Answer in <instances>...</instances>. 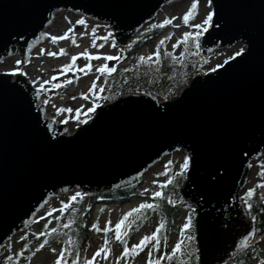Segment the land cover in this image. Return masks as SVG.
Masks as SVG:
<instances>
[{"label":"water","instance_id":"95a60500","mask_svg":"<svg viewBox=\"0 0 264 264\" xmlns=\"http://www.w3.org/2000/svg\"><path fill=\"white\" fill-rule=\"evenodd\" d=\"M174 1L0 0V62L19 54L29 63L59 10L110 23L126 46ZM211 5L203 54L237 43L247 45L245 54L196 75L172 100L148 92L100 105L72 135L46 118L42 92L25 75L0 73V251L56 195L133 184L183 149L190 164L181 194L195 205L200 264H223L244 247L255 222L241 191L264 152V0ZM111 234L105 231L107 242Z\"/></svg>","mask_w":264,"mask_h":264},{"label":"trees","instance_id":"16d2710c","mask_svg":"<svg viewBox=\"0 0 264 264\" xmlns=\"http://www.w3.org/2000/svg\"><path fill=\"white\" fill-rule=\"evenodd\" d=\"M196 13L197 10L195 15ZM195 15L185 26H189L193 22ZM162 23L159 18H156L147 24L127 47L121 49L124 63L113 67L111 72L102 73V99L104 102L121 96L145 92H152L165 101L172 100L180 95L183 88L197 74L205 73L209 56L204 55L202 49L196 47L195 41L189 39L186 43H180L173 50L167 49L168 40H165L163 44L159 43L161 40L155 43L157 38L162 37L171 25L164 23L161 27ZM150 44H155V51L159 50L161 54L152 56L151 59L141 60L138 55L139 50L144 45ZM178 51L179 53H177ZM165 96L168 99H165ZM169 161L165 163L160 174L163 180L157 182L153 189V192L161 191L163 193L161 197H155L152 193L148 196L143 189L141 180L115 190L94 193L76 192L67 201L62 202L60 207H51L46 212V216L37 221L35 227L17 234L12 242L10 241L0 252V264H32L40 251L52 246L57 248L58 254L64 251L63 259L66 264H71V261L74 260L77 264H85L81 255L91 247L94 234L101 231L99 225L93 222V202H102L100 211L103 212L109 204L125 205L131 202L133 197L145 198L147 196L148 203H152L154 207L142 209L128 217L125 224L121 226V230L124 231L121 236L122 247H126L128 242L144 227L148 219L153 216L157 218L156 229L161 222L164 224L158 233L159 243L168 247L173 234L180 227L183 228L190 218V226L185 229L186 243L183 244V248L175 255L162 259L161 264L199 263L195 234L196 214L192 204L185 200L181 194L188 168L183 170V175H181L180 166L184 160L183 162L178 159ZM261 175L264 179V174ZM166 181L170 182L166 183ZM248 190L245 191V194ZM77 193L80 195L76 196ZM245 194L243 200L246 210L255 222V235H259L264 232V204L258 196L256 188L251 197ZM73 196L76 198L72 199ZM141 203H144V200ZM249 203L252 205L251 208L248 207ZM181 210H187L189 215L185 223L178 225L177 214ZM93 224L96 225L95 228ZM52 229H55V232ZM40 233H44V235H39ZM44 241H47L44 248L36 251L37 246ZM26 244L28 247H24ZM263 251L264 244L262 243L249 246L243 248L224 264H264ZM165 254L160 256L154 254L150 259L155 261L157 257H164Z\"/></svg>","mask_w":264,"mask_h":264},{"label":"rangeland","instance_id":"374dc122","mask_svg":"<svg viewBox=\"0 0 264 264\" xmlns=\"http://www.w3.org/2000/svg\"><path fill=\"white\" fill-rule=\"evenodd\" d=\"M192 2L193 0H178L164 6L159 14V21L164 22L166 20H171L172 22L169 23L171 25L168 30L164 32V35L157 38L155 43L165 37H170L167 39V49L173 50L175 48L173 45H176L177 42L180 41L184 32L196 31L191 25L201 23L207 12H212V6L208 3V0H198L195 18L189 26H185L182 17L189 9ZM69 19L74 20L75 14L66 11L59 14V19H57L48 29V40L35 50L30 66L24 73H26L29 80L33 82L37 88L43 91L44 103L46 104L47 111L60 120L63 119L72 122L76 119L69 117H80L81 115L89 117L92 114L89 113L87 109H95L98 105L104 104L101 86L103 78L102 73L98 72L97 69L102 65L113 68L117 65L123 64L124 61L121 57V47L116 43L112 30L107 24L95 23L93 25L91 21L84 20L85 23L81 26L70 23ZM69 29H71V31H69ZM65 33H67L66 38L58 39L56 42L52 40L53 36L60 37L64 36ZM199 44V48H202V38L200 39ZM242 47L245 48V50L247 49V45L237 43L232 47L214 50L209 55V63L206 66L205 73L213 72L211 71L213 68L218 69L216 67L218 64L224 65L225 60L235 52L239 51ZM61 50H63L65 55H48V53H60ZM85 51L89 53L88 56L80 55ZM153 52H155V44L144 45L139 50L138 55L139 58H147ZM177 53H179V51ZM73 56H76L74 62L72 61ZM96 56H99V58H95ZM109 56L114 57V59H108L107 57ZM18 60L19 59L16 56L11 57L0 65V69L10 70L17 66L16 61ZM70 63L73 64V67L70 70L62 68V65ZM86 65L91 66V71H89V68L86 67ZM50 77H55V79L50 80ZM94 80L96 87L92 91H89ZM44 81H49V83L43 84ZM41 84H43V87H41ZM57 84L59 85L58 87L54 86ZM64 90L65 92L61 93ZM59 93L66 94L63 100L59 99L58 95H56ZM58 108L79 109L80 111L79 113H76L75 111L70 113L58 112ZM184 157V152H175L165 156L161 161L149 169L146 175L140 179L141 182H143V189L146 190L148 196L153 193V189L156 187L157 182L163 180L160 177V174L162 173L165 163L171 159H178L180 162H183ZM254 165L258 166L259 170L261 166H264V154L260 161L255 162ZM153 181H156V183H153ZM76 192L79 191L56 195L50 201L49 205L40 212L37 219L40 220L46 216V212L51 207H60L62 202L67 201L69 197ZM148 196L145 198L133 197L132 201L125 205L109 204L103 212L100 211L102 208V202H93V222L99 225L101 231L94 234L91 241V247L81 255L84 263L86 260H92L93 264H147L152 255L156 254L160 256L161 254L172 251L177 242L182 241L183 248V244L186 243V233L185 229L182 227L173 234L168 247L160 243L158 247H153L155 243L153 240L147 241L145 245L141 246L139 249L132 248V246L137 244L142 237L150 235L156 230L157 218L153 216L148 219L140 232L128 242L127 247L129 248V253L121 257V253L123 252L121 243L122 238L116 237L114 226L125 213L132 208L137 207L142 200L148 202ZM188 215L187 210H181L180 213L177 214L178 225L185 223ZM107 221H111V223H106ZM104 228H108L112 233L107 244H105V231H102ZM123 233L124 231L121 230V236H123ZM53 248L56 249V252L51 251ZM101 248H104L105 252L99 256H95L93 259L94 253ZM149 253H151V255H149ZM57 255L58 251L54 246L43 249L32 261V264H54ZM117 257L121 258L117 259ZM192 264H200V262H193Z\"/></svg>","mask_w":264,"mask_h":264},{"label":"snow or ice","instance_id":"6c2138e0","mask_svg":"<svg viewBox=\"0 0 264 264\" xmlns=\"http://www.w3.org/2000/svg\"><path fill=\"white\" fill-rule=\"evenodd\" d=\"M208 3L211 4V0H208ZM197 5H198V0H193L191 6L184 13V15L182 17V20H183L184 24L187 25L189 23L190 18H192L195 15V11L197 9ZM213 15H214L213 12H211V11L207 12L205 18L203 19V21L201 23H196V24H192L191 25V27L193 29H195L196 31H194V32L193 31L184 32L182 34L181 40L177 42V45H173V47L178 46L180 43H186L189 39H191V40H193V41L196 42V47H200L199 41H200L201 37L204 35L205 32L208 31V27L211 26V25H213ZM171 22H172L171 20H166L160 26L162 27L164 23H171ZM77 23L84 24L85 21H84L83 18H81L80 20L77 21ZM69 31H71V29H69ZM82 35H83V33H82ZM66 37H67V33H65L64 36H60V37L53 36L52 37V40L53 41H56L58 39H64ZM169 38L170 37H165L159 43L160 44H163L165 42V40H167ZM158 48H159V46H158ZM245 52H246L245 48H243V47L240 48L239 51L235 52L232 56H229L227 58V60H225V63H227L228 60H233L236 57H241L243 54H245ZM59 54H63V50H61L60 53H48V55H59ZM160 54H161L160 51L157 50V51L153 52L149 57H147V59H151V56H159ZM80 55L88 56L89 53L87 51H85L84 53H81ZM181 55H183V53H181ZM95 58L98 59L99 56H96ZM107 58L108 59H114V57H111V56H109ZM143 59H146V58L145 57H141V60H143ZM75 60H76V56H73L72 57V61L74 62ZM16 64L19 65L20 64V61H16ZM72 67H73V64H71V63L70 64L62 65V68H64V69H69L70 70ZM86 67H88L89 68V71H91V66L86 65ZM216 67L217 68H220V67H223V65L222 64H218ZM215 70H216L215 68L211 69V71H215ZM14 71L19 72L20 69L17 68ZM97 71L103 73V72H111V71H113V69L110 68V67H108V66H106V65H102L100 68L97 69ZM54 79H55V77H50V80H54ZM47 83H49V81H44L43 82V84H47ZM43 84H41V87H43ZM54 86L58 87L59 85L57 84V85H54ZM95 87H96V84H95V80H94L93 81V85L89 89V91H92ZM164 98L165 99H168L167 96H165ZM73 99H74V97H73ZM57 111L58 112H69V113L75 111L76 113H79L80 110L79 109L73 110L71 108H63V109L58 108ZM87 111L89 113H92L94 111V108H89V109H87ZM69 118H75V119H77V121H78L77 127H79V124L80 123H86L87 122L86 120L80 121L78 116H76V117H69ZM61 123H67V120H62ZM169 163H171V161H169ZM188 166H189V157L185 156L184 157V162L180 166V168H181V173L180 174L181 175H183V170L187 169ZM262 174H264V173H262ZM167 182H170V181H166V183ZM153 183H156V181H153ZM253 193H254V189H249L245 195L248 196V197H251L253 195ZM79 195H80L79 193L76 194V196H79ZM152 195L155 196V197H161L163 195V193L161 191L157 190V191H154L152 193ZM76 196H73L72 199H75ZM152 207H154V205L152 203L144 202V203L139 204L137 207L132 208L129 212L125 213L124 216H123V218L120 219L115 224V226H114L115 227V235H116V237L117 238H121V226L125 224V222L128 219V217H130L133 213L140 212L142 209L152 208ZM248 207L251 208L252 205L249 203L248 204ZM106 223H111V221H107ZM189 226H190V218H189V222L188 223H185L183 225V228L184 229H187ZM45 227H47V225H45ZM65 227H67V225H65ZM93 227L95 228L96 225L93 224ZM163 227H164V224H163V222H161L158 225V227H157L156 230H154L150 235H145L144 237H142L137 244H135V245L132 246V248L133 249H139V248H141V246L145 245V243L147 241H153V240L155 241L153 247H158L159 246L158 233H159V230L161 228H163ZM108 230H109L108 228L102 229V231H108ZM52 231L55 232V229H52ZM39 235H44V233H40ZM249 235H251V233H249ZM21 239L23 240L24 237L22 236ZM46 243H47V241H44L43 243L39 244L37 246V248H36V251H39L42 248H44V246H45ZM182 243H183L182 241L177 242L175 244V246H174V248H173V250H172L171 253H166L164 257H157L155 259V261H152L150 259L147 262V264H161L162 259L167 258L168 256H171V255H175L176 252H179L181 250V248H182ZM105 244H107V241H105ZM24 247H28V245L26 244V245H24ZM51 251L52 252H56V249L53 248V249H51ZM104 252H105V249L104 248L98 249L97 252L94 253L93 259L95 258V256H99V255H101ZM128 253H129V248L126 246V247L123 248V252L121 253V257L125 256ZM149 255H151V253H149ZM63 257H64V251H61L57 255V257H56V259L54 261V264H66V262L63 259ZM121 257H117V259H120ZM71 264H77V262L74 260V261H71ZM85 264H93V261L92 260H86L85 261Z\"/></svg>","mask_w":264,"mask_h":264},{"label":"built area","instance_id":"2783aa9c","mask_svg":"<svg viewBox=\"0 0 264 264\" xmlns=\"http://www.w3.org/2000/svg\"><path fill=\"white\" fill-rule=\"evenodd\" d=\"M0 71H1V69H0ZM80 120H83V118H81ZM56 124L57 125H59V124H61V122H59L58 120L56 121ZM67 124V126H68V132H72V131H74V129L77 127V125H74V124H70V123H66ZM260 194L264 197V189H261V191H260Z\"/></svg>","mask_w":264,"mask_h":264}]
</instances>
